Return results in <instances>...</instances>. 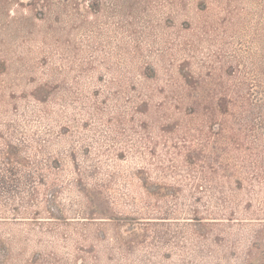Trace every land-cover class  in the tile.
I'll use <instances>...</instances> for the list:
<instances>
[{
	"label": "rangeland",
	"instance_id": "1",
	"mask_svg": "<svg viewBox=\"0 0 264 264\" xmlns=\"http://www.w3.org/2000/svg\"><path fill=\"white\" fill-rule=\"evenodd\" d=\"M0 264H264V0H0Z\"/></svg>",
	"mask_w": 264,
	"mask_h": 264
},
{
	"label": "trees",
	"instance_id": "2",
	"mask_svg": "<svg viewBox=\"0 0 264 264\" xmlns=\"http://www.w3.org/2000/svg\"><path fill=\"white\" fill-rule=\"evenodd\" d=\"M89 4H90V7L91 8H94V9H96V7H98L99 6V0H89ZM228 106H226V104H225V102H220V103H217V104H215V106L214 107H212L211 109H210V112H209V115H210V117H209V128L211 129V131L212 130H215L214 129V123H215V117H216V113H217V111H219V112H222V113H225V112H227L228 111V108H227ZM208 121V120H207ZM218 127V126H217ZM221 129V127L219 126L218 128H217V130H220ZM188 130H190V129H188ZM186 140L187 139H184V141H185V144H186ZM10 146V145H9ZM170 160V159H169ZM188 162H193V160H192V157H191V154H189L188 156H187V159H186ZM18 160L17 159H15V158H12L11 157V151H9L8 153H7V156H6V162L7 163H12V164H14L15 162H17Z\"/></svg>",
	"mask_w": 264,
	"mask_h": 264
}]
</instances>
